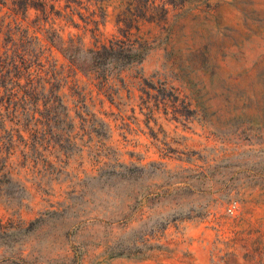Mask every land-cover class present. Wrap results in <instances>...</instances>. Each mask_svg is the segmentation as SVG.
<instances>
[{
  "label": "rangeland",
  "instance_id": "1",
  "mask_svg": "<svg viewBox=\"0 0 264 264\" xmlns=\"http://www.w3.org/2000/svg\"><path fill=\"white\" fill-rule=\"evenodd\" d=\"M0 114V264H264V0H0Z\"/></svg>",
  "mask_w": 264,
  "mask_h": 264
},
{
  "label": "trees",
  "instance_id": "2",
  "mask_svg": "<svg viewBox=\"0 0 264 264\" xmlns=\"http://www.w3.org/2000/svg\"><path fill=\"white\" fill-rule=\"evenodd\" d=\"M3 122H4V118H3V116L0 114V130L2 129Z\"/></svg>",
  "mask_w": 264,
  "mask_h": 264
},
{
  "label": "built area",
  "instance_id": "3",
  "mask_svg": "<svg viewBox=\"0 0 264 264\" xmlns=\"http://www.w3.org/2000/svg\"><path fill=\"white\" fill-rule=\"evenodd\" d=\"M228 209H231V207H229Z\"/></svg>",
  "mask_w": 264,
  "mask_h": 264
}]
</instances>
